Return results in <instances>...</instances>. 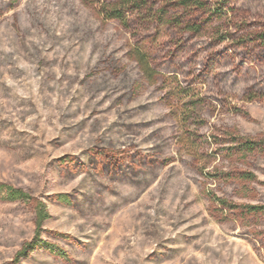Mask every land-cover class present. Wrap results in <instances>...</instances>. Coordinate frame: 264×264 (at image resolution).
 <instances>
[{
	"label": "rangeland",
	"instance_id": "374dc122",
	"mask_svg": "<svg viewBox=\"0 0 264 264\" xmlns=\"http://www.w3.org/2000/svg\"><path fill=\"white\" fill-rule=\"evenodd\" d=\"M0 183V264H264V0H0Z\"/></svg>",
	"mask_w": 264,
	"mask_h": 264
},
{
	"label": "trees",
	"instance_id": "16d2710c",
	"mask_svg": "<svg viewBox=\"0 0 264 264\" xmlns=\"http://www.w3.org/2000/svg\"><path fill=\"white\" fill-rule=\"evenodd\" d=\"M105 13L112 20L116 21L122 28L127 29L129 25V16H132L134 12H141L147 8L148 0H103ZM135 62L141 67V72L143 76L148 80H152L154 77V72L148 62L146 56L139 50L136 51L134 56ZM178 96L185 98L181 106V120L183 124L189 123L191 118L198 114L197 103L189 96V92L183 89H178ZM182 100V99H181ZM247 144L254 146L252 141H247ZM0 193L4 194L3 199L9 202H28L32 199L31 195L22 189L15 188L9 185H4L0 183ZM214 199L221 205L225 204V201L214 197ZM58 200L67 203L68 199L66 195H59ZM250 210H256L255 207H250ZM50 218L49 213L46 210V206L43 202H38L35 207V231H34V242L24 245L21 251L17 253L16 259L19 260L20 257L25 256L26 251L33 247L39 240L42 232L43 224L46 220ZM45 246L47 244L45 243ZM51 251L55 254L61 256L64 255L62 251H57L56 247H50Z\"/></svg>",
	"mask_w": 264,
	"mask_h": 264
}]
</instances>
